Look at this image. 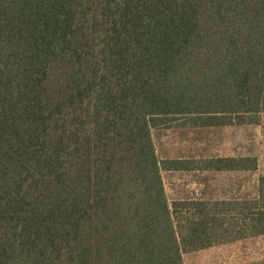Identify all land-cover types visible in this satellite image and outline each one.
<instances>
[{
  "label": "trees",
  "instance_id": "trees-1",
  "mask_svg": "<svg viewBox=\"0 0 264 264\" xmlns=\"http://www.w3.org/2000/svg\"><path fill=\"white\" fill-rule=\"evenodd\" d=\"M263 114L264 0H0V264H186L263 237L264 174L173 202L163 179L258 157L162 159L154 139Z\"/></svg>",
  "mask_w": 264,
  "mask_h": 264
},
{
  "label": "rangeland",
  "instance_id": "rangeland-1",
  "mask_svg": "<svg viewBox=\"0 0 264 264\" xmlns=\"http://www.w3.org/2000/svg\"><path fill=\"white\" fill-rule=\"evenodd\" d=\"M203 138L204 145L207 146L211 143L212 153L216 155H253L259 158L260 163L259 170L256 172L209 174L214 181L208 189L211 196H219L224 183L228 185L227 189H229L230 193L237 189L239 185L245 191H255L256 181L260 175L264 174V114L261 115V123L259 125L214 127ZM154 139L160 157L166 158L192 152L194 150L193 147L197 148L198 145V142H196L197 132L190 131V129H156L154 130ZM164 178L170 199L173 200V198L180 197L182 194L189 197L194 193L193 196H196V190L192 185L193 178H195L193 175L192 178H189L190 181L185 180L178 183V185L173 184L166 173ZM198 193H200L199 190ZM230 193L225 194L230 195ZM239 245L241 246L232 250L230 254L228 252L215 254L211 250H199L185 255V261L186 264H234L239 260L240 262L245 260L249 264L264 260V236L258 239H249Z\"/></svg>",
  "mask_w": 264,
  "mask_h": 264
},
{
  "label": "crops",
  "instance_id": "crops-1",
  "mask_svg": "<svg viewBox=\"0 0 264 264\" xmlns=\"http://www.w3.org/2000/svg\"><path fill=\"white\" fill-rule=\"evenodd\" d=\"M246 126H250V125H246ZM215 128H217V127H215ZM211 129H214V127L190 128V131L193 130V131L197 132V140H196V142H198L197 148L193 147L194 150L192 152H189V153H181L180 155H177V156H171L169 158H166V157H161V158L162 159H195V160H200V159L214 158V157H228V156L240 157V156H245V155H223V154H221V155L217 154L216 155V154L212 153L211 143L209 145L205 146L204 142H203V140H204L203 136L206 135V133H208V131ZM182 130H187V129H182ZM259 165H260V163H259ZM187 172H189L190 174ZM165 173L169 175L172 183L176 184V185H178V183L183 182L185 180L190 181L189 178H192V175L195 177V178H193L192 185L194 186V189L196 190V193H197L196 196H193L194 193L192 194V196H189V197H186L184 194H182V196H180V197L177 196L176 198H173V200L170 199V201H172V202L173 201L190 200V199H198V198L218 199V197H221L222 195H223V197H229V196H240V195L248 193V191H245V189H243L241 187V185H239L237 189H235L232 193H230L228 191L229 189H227L228 185L224 183V186H222V188H221V194L219 196H211V194L208 192V189H209L210 184H213L214 181L212 180V177L209 176V174H214V173H220V174L222 173L223 174V173H230V172L209 171V170H207V171H202V170H190V171H188V170L165 169V170H163L164 183H165V178H164ZM243 173H247V172H243ZM165 187H166V183H165ZM198 190L200 191V193H198ZM256 190H257V181H256V185H255V191ZM166 191H167V188H166ZM223 192H224V194H222ZM225 193H230V195H227ZM212 197H215V198H212ZM223 197H221V198H223ZM245 241H247V240H244V241L240 240V241H237L234 243L220 244V245L212 246L210 248L203 249V250L204 251H206V250L210 251L211 250V252H213V253L215 252V254H217V253L218 254H224V252H228L230 254L232 252V250L236 249L238 246L240 247L241 245H239V244H242L243 242L245 243ZM203 250H201V251H203ZM192 253H194V252H192ZM188 254H191V253H188ZM185 255H187V254H185ZM185 255H184V260H185ZM185 263H186V261H185ZM244 263H246L245 260H243V262H240V260H239L238 262H235L234 264H244Z\"/></svg>",
  "mask_w": 264,
  "mask_h": 264
}]
</instances>
